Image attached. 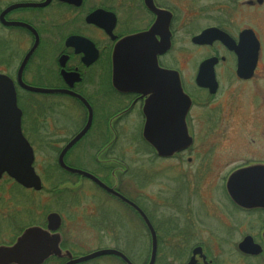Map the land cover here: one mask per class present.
<instances>
[{
	"label": "flooded vegetation",
	"instance_id": "1",
	"mask_svg": "<svg viewBox=\"0 0 264 264\" xmlns=\"http://www.w3.org/2000/svg\"><path fill=\"white\" fill-rule=\"evenodd\" d=\"M0 83L41 189L0 183L58 204L40 222L12 192L0 245L37 226L60 236L41 264H264V0H0Z\"/></svg>",
	"mask_w": 264,
	"mask_h": 264
},
{
	"label": "water",
	"instance_id": "2",
	"mask_svg": "<svg viewBox=\"0 0 264 264\" xmlns=\"http://www.w3.org/2000/svg\"><path fill=\"white\" fill-rule=\"evenodd\" d=\"M138 37L140 35L128 37L125 42H130ZM148 56L149 53L145 46V57L147 58ZM149 62L156 63L154 54L150 55ZM29 89L35 91H50L32 87ZM182 94L184 93L182 92ZM20 116L21 112L16 105L13 88L0 83V178L3 173H7L21 185L39 190L41 189V182L32 166V148L22 135L20 129ZM89 123L90 117L79 135L86 131ZM76 137L78 138L79 136ZM186 137L189 138L187 135ZM158 143L157 140H151V144L154 145L157 153L161 155L168 154L167 150L159 148ZM70 145L71 142L62 151L61 156ZM60 163L66 167L61 160ZM66 168L70 171L85 174L93 178L87 172ZM241 171L242 169L235 171L231 179H236ZM109 190L111 191V189ZM118 196L121 197L120 195ZM52 221H55L56 225L59 223L58 214L50 213L48 215V222L50 223ZM59 241L60 236L57 233L50 234L49 231L37 226L28 227L12 244L0 245V264H41L50 255H60ZM103 252H108V250Z\"/></svg>",
	"mask_w": 264,
	"mask_h": 264
},
{
	"label": "rangeland",
	"instance_id": "3",
	"mask_svg": "<svg viewBox=\"0 0 264 264\" xmlns=\"http://www.w3.org/2000/svg\"><path fill=\"white\" fill-rule=\"evenodd\" d=\"M35 103H36L35 110L37 111L43 108L44 100L43 99L37 100ZM25 104H27L28 107L29 103L25 102ZM23 105L24 103H22V108L26 109V107ZM80 123H82L81 117L78 118L77 125H80ZM94 125H98V121ZM133 137L136 138V135L133 134ZM100 139L101 138L90 137V139L82 140L81 143L78 145L79 149L76 150L75 152L76 157L72 160V162L78 167H82V168L90 167L92 165V161L89 158L84 157L83 152H85V150L91 143L97 142ZM54 174L55 176L59 175V177L62 175L61 173H57V172H54ZM11 185H9V183H6L3 186L2 183H0V215L2 217H8L11 213H13V210H15L16 207H19L20 209L21 206L19 204H21L22 207H24L22 211L25 214H27L29 212L27 208L30 205H32L31 207L38 208L37 211L35 212V215L39 217L38 220L40 222H43L46 213L52 211L54 208H56L55 206L58 205L55 204L54 202H51L49 205V207L51 206L50 208L45 207L44 204L48 203L49 200H47L44 203H41L40 205V202L44 201V198L45 196H47L48 193L35 191L36 193L32 195L31 191L25 190L20 186L15 185L12 187V192L15 194V197L19 202L18 204L17 201L12 196ZM45 189H47V187H45ZM97 193L99 195L101 194L99 191H97ZM33 204H35V206H33ZM43 213L44 215H42ZM1 216H0V243H6L4 241H11L14 238V236L17 235V233L19 232L17 228L21 227L20 225L22 223V219L20 215L17 216L16 214H11L8 218L5 219H1ZM25 218L29 219V216L26 215Z\"/></svg>",
	"mask_w": 264,
	"mask_h": 264
}]
</instances>
